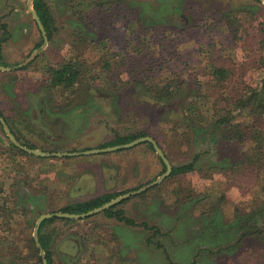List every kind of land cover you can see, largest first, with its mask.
Segmentation results:
<instances>
[{"label": "rangeland", "instance_id": "1", "mask_svg": "<svg viewBox=\"0 0 264 264\" xmlns=\"http://www.w3.org/2000/svg\"><path fill=\"white\" fill-rule=\"evenodd\" d=\"M28 1L0 0V25H6L5 30L0 28V64L18 67L36 50L31 48L43 44L29 16ZM44 2L54 22L52 39L27 69L0 72V113L12 116L15 109L30 115L37 131L27 137L35 147L31 149L84 153L111 147L117 136L145 134L155 140L173 167L198 156L194 171L174 178L169 175L118 205L135 225L102 213L74 222L59 218L45 225L53 264H264V212L256 222L248 216L262 207L263 187L241 186L245 179L240 181L235 175L238 179L231 180L230 169L207 178L212 174L211 164H243L245 154L256 146L247 126H264V115L257 120L251 108L243 111L234 105L237 98L247 95V88H258L264 78V2ZM135 32L149 36L141 41ZM70 60L80 70L76 89H49V69ZM151 62L164 65L159 73L162 80L184 82L185 87L202 93L205 100L198 104L196 114L177 107L179 101L162 105L136 92L133 73ZM213 67L229 72L224 88L212 87L216 85ZM12 77L18 79L14 87ZM223 118L228 119L225 125L213 124ZM237 123L242 134L234 130ZM184 132L190 138L189 149ZM239 135L245 143L238 142ZM150 145L64 158L11 157L6 154L10 141L0 123V191L12 197L10 206L15 198L20 211L26 209L22 204L29 209L19 218V234L23 239L34 238L35 224L44 214L62 213L65 206L104 194L121 196L161 179L166 166ZM20 190L25 193L22 204L17 195ZM188 196L193 198L184 199ZM254 223L261 233L248 234ZM8 228L0 234L10 237ZM8 244L1 249L2 263L35 264L7 256L10 248L14 250Z\"/></svg>", "mask_w": 264, "mask_h": 264}, {"label": "trees", "instance_id": "2", "mask_svg": "<svg viewBox=\"0 0 264 264\" xmlns=\"http://www.w3.org/2000/svg\"><path fill=\"white\" fill-rule=\"evenodd\" d=\"M33 8L39 15L46 32L48 34L49 40L53 37V30H54V22L52 19V16L50 14L49 8L44 2V0H35L33 2ZM229 16L225 15L224 19L228 20ZM6 25H0V28L2 30H5ZM227 27L232 26L227 24ZM171 31L167 30V33H170ZM236 32V31H235ZM94 32H92L93 35ZM264 33V31H263ZM89 32H87V35L89 36ZM80 38V41L83 40V36L77 35ZM149 35L141 32H135V37L141 39V41H144ZM86 39H89L86 35H84ZM154 38V36H150V38ZM42 43L38 44L37 47H40ZM142 44V43H141ZM262 48H264V37L262 40ZM135 49V48H134ZM143 52L146 48H138ZM127 50V49H126ZM148 50V49H146ZM109 63L106 61V66H108ZM141 65V63L136 64ZM30 66V65H29ZM29 66L25 67L27 69ZM161 63H149L147 66L140 67L139 69H136L133 73V82H134V88L137 93H144L147 95L148 98H150L151 101H154L156 103L167 105L171 104L173 102H177V107H183L187 110V112H192L196 114L198 112V104L202 103L205 99L201 97V92L199 90H190L188 87H185L184 82L175 81L170 78L162 80L161 77H159V73L162 70ZM263 67H264V60H263ZM79 69L77 68V62L69 61L66 63H62L59 66L52 67L49 69V76L46 80V84L49 89H65V91H71L76 89V85L80 82V73ZM126 72V71H125ZM212 76L215 80V84L212 87H220L224 88V85L230 81L229 78V72L225 70L224 68H218L213 67L211 69ZM158 74V75H157ZM18 79L15 77H12L10 79L11 87H14L16 85V81ZM181 84V85H179ZM247 95L244 97H239L235 100L234 105L241 110L250 109L251 116H255L258 119H262L264 115V78L261 82V84L256 89L247 88ZM227 103L228 100H226ZM230 111H226V114H228ZM12 116H5L3 113L1 114L15 137L18 141H20L24 146L28 148H35L32 146L28 140V135L34 136L37 134V131L33 128V122L30 119V115H28L27 112H20L19 114L16 112L15 109L12 111ZM257 115V116H256ZM227 118H223V120L215 121L213 124L216 126H222L226 124ZM256 120V121H257ZM241 125L239 123L236 124ZM248 131L250 132V141H255L256 146L252 148V152L250 154H245L243 161V164L241 163L239 166L231 164L225 165L224 163L220 164H211L210 165V173L212 174L208 176V179H213V174H216L218 176L223 175L224 173H228V169L231 171L232 179L235 180L239 177L240 181L242 179H245V181L241 182L242 185H247L252 188L257 187L258 185H261L263 187V193H264V126L263 125H255L254 123L247 126ZM201 129V128H199ZM238 133L242 134L239 130V127L237 126L236 129H234ZM199 130H197L198 132ZM145 134H128L127 136H117L115 141L111 142L109 146H116V145H123L130 143L140 137H144ZM184 136L185 132H184ZM178 138V137H177ZM187 138V137H186ZM231 141L235 139L233 135L230 136ZM237 140L240 144L245 143V138L243 135H239L237 137ZM187 146L189 149L190 146V138H187ZM164 142L169 145L170 147L173 146L171 143H169V140H164ZM162 147V146H161ZM150 148L153 150L152 145H150ZM10 154L11 157H16L17 155L22 154L23 156H33L29 155L21 150H19L14 144L10 142V148L9 150H6V154ZM198 161V156L193 159L191 163L179 165L173 167L171 177L174 178L176 176L184 175L189 172H192L196 169V163ZM164 166V164H163ZM165 168V166H164ZM237 175V176H235ZM235 178V179H234ZM252 179V181H251ZM257 183V184H256ZM229 184L231 188H235L233 186L232 182L229 181ZM15 184H12V186ZM18 199L20 204L22 202V199L25 196V193L23 190H20L18 192ZM9 196V197H8ZM15 197V196H13ZM119 197V194H104L101 196H98L94 199H91L87 202L82 203H76V204H70L68 206H65L63 209L60 210L62 213H70V214H84L88 213L89 211H92L94 209H97L99 207L104 206L106 203L110 202L111 200ZM9 198L12 197L10 195H7L5 192L0 191V231L5 230V226L9 227L7 232H11L10 237H6L4 234H0V253H2L1 249L3 248L5 242H9L8 246L13 247V251H10L7 256L14 257L16 260H23L24 258L27 259V261L30 263L35 264H43L42 258L40 256V251L37 248L36 242L33 238V236H30L26 239L22 238V235L19 234L18 228L21 227L19 223V218L22 216H25L29 213V209L25 205L26 209L24 212L20 211L17 207L19 206V203L14 201L11 202V206ZM193 197L188 196L184 199H192ZM22 201V202H21ZM27 203V201H26ZM29 203V202H28ZM27 203V205H28ZM264 212V201L262 202V207L253 210L249 212V217L253 218V220L256 222L258 219H256L258 216L263 215ZM107 218H114L118 221L125 222L128 225H135V222L132 219H129L124 215V213L118 209V205L114 206L113 208H110L102 213ZM59 220V218H52L49 220H46L42 223L40 229H39V241L43 247V250L46 254V258L48 260V264H53V253H52V246H50V238L48 237L47 233L44 235L43 228L45 225L49 223H53L55 221ZM67 222H74L71 219H64ZM3 221V223H1ZM241 223V220H239ZM5 224V226L3 225ZM146 228H149L148 226H145ZM248 229V226H246ZM252 228V229H251ZM149 229L155 231V235L160 234V231L156 228L150 227ZM249 230V229H248ZM260 228L254 223L253 226H250V230L248 234H259L261 233ZM264 234V232L262 233ZM24 243V248L27 251V255H24L25 252L23 250V247H21V244ZM14 254V256H13ZM24 261V260H23ZM0 264H4L0 261ZM8 264H14V263H8Z\"/></svg>", "mask_w": 264, "mask_h": 264}, {"label": "water", "instance_id": "3", "mask_svg": "<svg viewBox=\"0 0 264 264\" xmlns=\"http://www.w3.org/2000/svg\"><path fill=\"white\" fill-rule=\"evenodd\" d=\"M34 1L35 0H29L28 1V8H29V12L33 16V19L35 20V22L38 25V28L41 32V35L43 38V44L41 45L40 48L35 50L24 63H22L18 67L7 68V67L0 66V71H13V70H16L17 68L26 67L29 63H31L35 59V57H37V55H39L45 49V47L48 44L49 37H48L46 29H45L39 15L37 14V12L33 8V2ZM257 1L264 2V0H257ZM0 123H1L3 129L6 133V136L8 137L9 141L12 144H14L19 150H21L27 154H31V155L40 157V158H64V157L78 156V155H82V154L83 155H95V154H103V153H113V152H117V151L132 149V148H134V147H136L142 143H149V144L153 145L157 155L159 156V158L163 161L164 165L166 166V173L164 174V176L161 179H158V180L152 182L150 185H147V186H145V187H143L137 191L123 194V195L111 200L110 202L106 203L104 206L99 207L97 209H94L92 211H89L88 213H84V214L47 213V214L40 216V218L37 220V222L35 224L34 240L36 242L37 248L40 251V256L42 258L43 264H48L46 254H45L43 247L39 241V229H40V227L44 221L52 219V218L82 220V219H87L89 217L101 214V213L105 212L106 210L121 204L122 202L126 201L127 199H129L133 196H137L139 194H142V193L146 192L149 188L156 186L157 184H159L161 182V180H163V179L167 178L169 175H171L172 170H173V166L171 165L169 159L166 157L164 151L159 147V145L151 137H142V138H138V139H136L130 143H127V144L111 146V147H107V148H103V149L90 150V151H86L84 153H47V152H44V151H41L38 149H31V148H28V147L22 145L21 142H19L17 140V138L15 137V135L12 133L11 129L8 127L6 121L2 117L1 113H0Z\"/></svg>", "mask_w": 264, "mask_h": 264}, {"label": "crops", "instance_id": "4", "mask_svg": "<svg viewBox=\"0 0 264 264\" xmlns=\"http://www.w3.org/2000/svg\"><path fill=\"white\" fill-rule=\"evenodd\" d=\"M27 10H28V13L30 14L29 16H30V18H31V20L34 22V23H36L35 22V20L33 19V16L31 15V13L29 12V8H28V3H27ZM27 13L25 12L24 13V15H23V19H26V15ZM36 27H37V29H38V32L40 33V35H41V32H40V30H39V28H38V25L36 24ZM34 30L31 28L30 29V31H29V35H31V37H32V35H34ZM42 36V35H41ZM42 41H43V38H42ZM33 43V41H31V44ZM41 47V46H40ZM40 47H37V45L35 46V47H33V48H31V49H35L36 48V50L38 49V48H40ZM18 49H19V47H18ZM32 50V51H33ZM1 56V55H0ZM0 63H1V61H0ZM3 63V62H2ZM24 63V62H23ZM14 64V63H13ZM11 64H0V66H3V67H7V68H12V67H9ZM13 68H15V67H13ZM0 72H6V73H8L9 71H0ZM4 74V73H3Z\"/></svg>", "mask_w": 264, "mask_h": 264}]
</instances>
